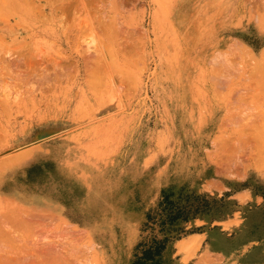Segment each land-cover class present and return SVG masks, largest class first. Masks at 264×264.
<instances>
[{"label": "rangeland", "instance_id": "rangeland-1", "mask_svg": "<svg viewBox=\"0 0 264 264\" xmlns=\"http://www.w3.org/2000/svg\"><path fill=\"white\" fill-rule=\"evenodd\" d=\"M3 1L0 264H177L264 207V0Z\"/></svg>", "mask_w": 264, "mask_h": 264}, {"label": "crops", "instance_id": "crops-1", "mask_svg": "<svg viewBox=\"0 0 264 264\" xmlns=\"http://www.w3.org/2000/svg\"><path fill=\"white\" fill-rule=\"evenodd\" d=\"M191 90L193 91V89ZM98 182L99 190L97 191H100L98 192L100 195L104 184L101 180ZM245 191L237 192L236 195ZM248 193L251 194V191H248ZM90 196L93 195L87 194L85 198ZM251 200L255 204H259L262 196L253 194ZM248 210L251 212L248 214L246 225L242 229L235 227L232 231L224 232L222 228L213 226L189 232L186 236L189 240H200L196 258L184 261L180 257V263L177 264H264V207L253 205ZM247 212L245 211V213ZM135 217H131L133 222ZM217 236L220 241H224L226 244H215V240L211 237ZM180 242L177 245V249ZM139 256L140 254L137 255V257ZM137 257H134L130 264L140 258Z\"/></svg>", "mask_w": 264, "mask_h": 264}, {"label": "bare ground", "instance_id": "bare-ground-1", "mask_svg": "<svg viewBox=\"0 0 264 264\" xmlns=\"http://www.w3.org/2000/svg\"><path fill=\"white\" fill-rule=\"evenodd\" d=\"M1 1H3V0H1ZM11 1H12V0H11ZM15 1H16V0H15ZM53 1L55 2V0H53ZM57 1H58V0H57ZM61 1L64 2V0H61ZM65 1H66V0H65ZM67 1H68V0H67ZM69 1H71V2H69ZM69 1H68L67 4H64V3H65V2H64V3L61 5V7L57 6V7H59V11H60V9H61V11H62L61 13H62V14H61V13H60V14H61L62 16H68V14H66L67 11H64V12H63V10H64V9H67V8H65L66 5H67L66 7H69V6L71 7L70 4L72 3L73 0H69ZM76 1H77V2L80 1V2H78L79 5H78V4H77V5H78V6L81 5V6H80L81 8L79 7V10H80V9L82 10V7L84 8V7H85V4L87 5V3H88V5L90 6L91 4H89V2H92L93 0H92V1H87V0H86L87 3H85V0H84V1H82V0H75V3H77ZM108 1H109V2H107V1L105 2V0H104V1H103V4H105V3H106V4L109 3V4H108V7L110 6L109 10H110V11H116L115 14H118V13H117V11H118V9H117V4H118V6H119L121 3H120V4L117 3V0H108ZM3 2H4V1H3ZM16 2H17V1H16ZM22 2H23V1H22ZM49 2H50V0H49ZM96 2H97V4H96ZM119 2H120V1H119ZM121 2H123V5H124V0L121 1ZM126 2H127V3H128V2L131 3V1H129V0H128V1L126 0ZM4 3H5V2H4ZM37 3H38V2H37ZM92 3H93V2H92ZM94 3H95L96 5H95V4H92L91 7H92L93 5H95V6H97L96 8L98 9V7L100 8V6H102V5H100L101 2H100V4H99L100 6H98V1H97V0H96ZM2 4H3V3H2ZM39 4H40V3H39ZM68 4H69V5H68ZM72 4L74 5V2H73ZM5 5H6V3H5ZM33 5H34V3H33ZM37 5H38V4H37ZM37 5H36V6H37ZM50 5H51V4H50ZM73 5H72V6H73ZM123 5H122V6H123ZM125 5H126V4H125ZM128 5H131V4H128ZM1 6H2V5H1ZM3 6H4V5H3ZM19 6H20V5H19ZM19 6H18V7H19ZM36 6H35V7H36ZM74 6H75V5H74ZM74 6H73V7H74ZM78 6H76V10L78 9ZM122 6H121V7H122ZM70 7H69V8H70ZM86 7H88V6H86ZM86 7L84 8V10H88V9H86ZM102 7H103V6H102ZM126 7H127V5H126ZM0 8H1V7H0ZM14 8H15V7H14ZM31 8H32V7H31ZM54 8H55V7H54ZM71 8H72V7H71ZM71 8H70V9H71ZM96 8H95V10H96ZM5 9H7V8H5ZM16 9H17V8H16ZM22 9H23V8H22ZM22 9H20V10H22ZM70 9H69L68 11H70ZM122 9H125V8H122ZM122 9H121V10H122ZM0 10H1V9H0ZM18 10H19V9H18ZM72 10H75V9L72 8ZM93 10H94V6H93ZM98 10H100V9H98ZM98 10H97V11H98ZM103 10H104V9H103ZM128 10H129V9H128ZM1 11H2V10H1ZM5 11H6V10H5ZM7 11H8V9H7ZM22 11H23V10H22ZM22 11H20V12H22ZM40 11H41V10H40ZM42 11H43V10H42ZM125 11H126V9H125ZM125 11H124V13H125ZM129 11H130V10H129ZM129 11H128V12H129ZM2 12H3V11H2ZM73 12H74V11H73ZM76 12H78V11H76ZM88 12L92 13V11H88ZM88 12H86V13H88ZM100 12H101V11H100ZM103 12H104V11H103ZM121 12H122V11H121ZM128 12H126V13L128 14ZM42 13H43V12H42ZM47 13H48V12H47ZM63 13H65L66 15H64ZM86 13H81V14H84V15H85ZM94 13H96V12H94ZM98 13H99V12H98ZM101 13H102V12H101ZM9 14L11 15L10 12H9ZM23 14H24V13H23ZM39 14H40V12H39ZM81 14H80V15H81ZM92 14H93V13H92ZM92 14H91V15H92ZM103 14H104V13H103ZM127 14H126V15H127ZM129 14H130V13H129ZM10 15H9V16H10ZM17 15H18V14H17ZM24 15H25V14H24ZM86 15H87V14H86ZM93 15L95 16V14H93ZM119 15H120V14H119ZM0 16H1V18H2V14H0ZM11 16H12V15H11ZM34 16H35V15H34ZM73 16H74V15H73ZM88 16H89V15H88ZM94 16H93V17H94ZM100 16H101V19H100L99 21L97 20L98 22H97V21H96V22H97V24H100V23H101V24H104V23H102V21H104L105 18H104V19H102V18L105 17V15H104V16L99 15L98 17L100 18ZM106 16H107V15H106ZM128 16H129V15H128ZM130 16H131V15H130ZM54 17H55V15H54ZM60 17H61V16H60ZM74 17H75V16H74ZM107 17H109V18H111V17H116V18H115L116 21L114 20V21L116 22V24H114V25H119V26L121 25V23L118 22V18H119V17H118L117 15L115 16V15H112V14H111V17H110V16H107ZM107 17H106V20H107ZM124 17H125V16H124ZM131 17H132V16H131ZM131 17H130V18H131ZM55 18H56V17H55ZM87 18H88V17H87ZM94 18L96 19V17H94ZM130 18H129V19H130ZM2 19H4V18H2ZM39 19H40V18H39ZM43 19H44V18H41L40 20H43ZM66 19H67V18H66ZM97 19H98V18H97ZM126 19H128V18H126ZM129 19H128V20H129ZM48 20H49V19H48ZM48 20H47V21H48ZM87 20H88V19H87ZM101 20H102V21H101ZM123 20H124V19H123ZM14 21H15V20H14ZM43 21H46V20L44 19ZM56 21H57V20H56ZM88 21H90V20H88ZM88 21H87V23H88ZM109 21H110V20H109ZM112 21H113V18L111 19L110 23H111ZM49 22H51V20H49ZM64 22L66 23V21H64ZM67 22H68V20H67ZM90 22H91V21H90ZM104 22H105V21H104ZM130 22H131V21H130ZM61 23H62V22H61ZM84 23H85V21H84ZM110 23H107V24H110ZM9 24H10V22H9ZM16 24H17V23H16ZM20 24H21V23H20ZM63 24H64V23H63ZM89 24H90V23H89ZM105 24H106V23H105ZM107 24H106V26H107ZM18 25H19V24H18ZM21 25H22V24H21ZM60 25H61V24H60ZM78 25H79V24H78ZM87 25H88V24H87ZM68 26H69V25H68ZM100 26H101V25H100ZM100 26H99V27H100ZM103 26H104V25H103ZM93 27H94V26H93ZM4 28H5V27H4ZM101 28H102V27H101ZM105 28H106V27H105ZM108 28H109V27H108ZM114 28H116V27L114 26ZM95 29H96V27H95ZM101 30H103V29H101ZM117 30H118V29L116 28V31H117ZM119 30H120V29H119ZM119 30H118V31H119ZM65 31H66V30H65ZM109 31H110V29H109ZM113 31H114V30H113ZM122 31H123V29H122ZM128 31H129V30H128ZM79 32H80V31H79ZM119 32H120V31H119ZM97 33H99V32H98V29H97ZM101 33H102V32H101ZM95 34H96V32H95ZM108 34H109V33H108ZM113 34H114V32L112 33V35H113ZM121 34H123V33H121ZM64 35H65V34H64ZM105 35H106V34H105ZM124 35H125V34H124ZM124 35H122V36H124ZM26 36H27V35H26ZM28 36H29V35H28ZM65 36H66V35H65ZM77 36H78V35H77ZM113 36H114V35H113ZM105 37H106V36H105ZM117 37H118V36H117ZM124 37H125V36H124ZM126 37H127V36H126ZM65 38H66V37H65ZM65 38H63V39H65ZM113 38H114V37H113ZM118 39H119V38H118ZM35 204H36V203H35ZM32 208L37 209L36 206H35V207L33 206Z\"/></svg>", "mask_w": 264, "mask_h": 264}, {"label": "trees", "instance_id": "trees-1", "mask_svg": "<svg viewBox=\"0 0 264 264\" xmlns=\"http://www.w3.org/2000/svg\"><path fill=\"white\" fill-rule=\"evenodd\" d=\"M196 215V214H195ZM193 218H195V216H192V217H190V218H188V219H186V220H189V219H193ZM159 255V253H158V251H155V250H153V248L152 247H148L147 249H145L144 251H143V257L142 258H139V259H137L136 261H134L133 262V264L135 263H149V264H152V263H157L158 261H157V259H155L156 258V256H158Z\"/></svg>", "mask_w": 264, "mask_h": 264}]
</instances>
